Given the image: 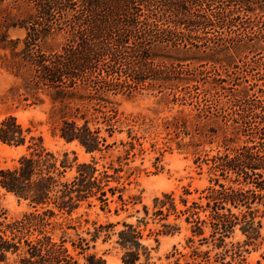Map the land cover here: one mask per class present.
<instances>
[{
  "label": "trees",
  "instance_id": "trees-1",
  "mask_svg": "<svg viewBox=\"0 0 264 264\" xmlns=\"http://www.w3.org/2000/svg\"><path fill=\"white\" fill-rule=\"evenodd\" d=\"M11 29L24 34L12 37ZM259 64L264 0H0V67L13 77L9 96L48 100L52 135L90 154L79 160L73 151H53L14 115L0 119V142L22 148L11 165L0 166V190L28 207L13 219L0 208V264H105L89 251L99 239L120 250L123 264H154L146 237L157 242L183 227L186 250L173 245L168 264H243L264 224ZM143 91L191 106L163 120L175 137L189 138L178 148L211 142L209 131L220 136L221 150L194 159L206 165L208 184L196 196L184 186L162 192L150 206L141 204L135 222L93 221L88 237L66 236L56 219L62 214L83 205L117 214L141 203L125 191L139 169L129 162L145 149L132 132L136 118L118 108L117 97ZM123 127L126 135L118 137ZM149 222L160 227L144 233ZM236 231L243 242L233 239Z\"/></svg>",
  "mask_w": 264,
  "mask_h": 264
},
{
  "label": "rangeland",
  "instance_id": "rangeland-1",
  "mask_svg": "<svg viewBox=\"0 0 264 264\" xmlns=\"http://www.w3.org/2000/svg\"><path fill=\"white\" fill-rule=\"evenodd\" d=\"M12 37H21L24 31L21 29H11L9 31ZM255 71L264 72V65L259 64ZM13 83V77L0 67V119L8 114L14 115L17 120L23 125L28 126L31 130L42 136L44 145L53 150L60 152L62 150L73 151L79 160L90 159V154L86 153L77 143H64L57 136L52 135L51 127L55 124V119L50 116V103L45 100L43 103L28 104L23 100L11 98L7 92L9 86ZM166 97L162 94H155L143 91L140 94L133 96H118V108L125 115H131L136 118L135 125H132V132L142 136L140 141L145 151L142 155H136L129 162V167H138V170L130 176L131 181L126 185L125 196L128 194H136L141 197V203L134 206L128 205L126 210L119 209L115 214L113 211L101 210L98 205L87 207L81 206L72 214H62L56 218L62 222V229L65 230L66 236L75 238V233L88 237L84 230L92 228V222H116L130 221L135 222L137 217L143 215L141 204L150 206L152 199L155 196L161 195L162 192L174 191L176 194L182 192V187H188L192 193L190 196H196L195 189L200 190L208 184V172L205 164L202 168L197 167L194 159L198 154L202 155L207 152L209 155L214 154L220 141L218 134L209 131L211 142L205 140L200 145L185 144L178 148L177 142L182 144L188 142V137H182L180 134L175 137L171 129H165L163 120L171 118L178 110L188 112L191 106L188 104L167 103ZM133 123V122H131ZM124 131L117 135L125 137L126 127ZM194 132V131H192ZM198 135L194 137V143ZM244 137L238 141L242 142ZM153 144V145H152ZM118 148H112L104 154L102 162L114 158L118 153ZM22 152L21 147L9 146L0 142V166H9L14 162V159ZM127 167V166H126ZM125 167V168H126ZM124 181V179H122ZM114 204L111 205L113 207ZM0 208L4 210L7 219L19 217L28 209L24 202H19L14 196L0 190ZM138 209L139 211H136ZM264 221V218H263ZM67 225L77 226V230L67 228ZM120 226L117 225V228ZM141 226H143L141 224ZM160 227L159 223L149 222L144 233H147V228L156 229ZM56 236L61 234V229H55ZM187 230L183 227L179 233L173 235H160L158 241L153 240V234L146 237L145 243L151 247V261L154 264H168L172 257L166 258V255L173 250V245L178 250L185 251L184 238ZM114 238V237H113ZM234 240L243 242L245 236L239 231L235 232ZM89 251L102 254L105 259V264H123L120 260V250L116 248L112 242L102 243L99 240L95 243V247ZM82 260V259H81ZM243 264H264V224L260 229V238L256 245H249L248 252L245 253Z\"/></svg>",
  "mask_w": 264,
  "mask_h": 264
}]
</instances>
